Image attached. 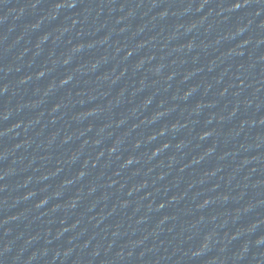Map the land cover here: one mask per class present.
Returning a JSON list of instances; mask_svg holds the SVG:
<instances>
[{
    "label": "water",
    "instance_id": "1",
    "mask_svg": "<svg viewBox=\"0 0 264 264\" xmlns=\"http://www.w3.org/2000/svg\"><path fill=\"white\" fill-rule=\"evenodd\" d=\"M0 264H264V0H0Z\"/></svg>",
    "mask_w": 264,
    "mask_h": 264
}]
</instances>
